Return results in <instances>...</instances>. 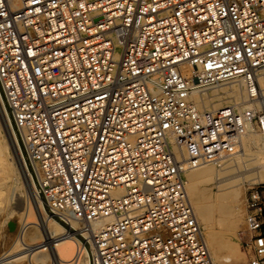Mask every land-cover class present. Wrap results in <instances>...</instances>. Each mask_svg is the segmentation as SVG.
Listing matches in <instances>:
<instances>
[{"label":"built area","instance_id":"built-area-1","mask_svg":"<svg viewBox=\"0 0 264 264\" xmlns=\"http://www.w3.org/2000/svg\"><path fill=\"white\" fill-rule=\"evenodd\" d=\"M241 81L245 108L193 101ZM0 100L72 264H215L184 172L264 134V0H0ZM244 213L264 264V184Z\"/></svg>","mask_w":264,"mask_h":264},{"label":"bare ground","instance_id":"bare-ground-1","mask_svg":"<svg viewBox=\"0 0 264 264\" xmlns=\"http://www.w3.org/2000/svg\"><path fill=\"white\" fill-rule=\"evenodd\" d=\"M245 87L244 81L229 84L215 90L213 94H196L193 101L201 110H209L212 104L219 106L224 100H227L228 104L221 108L237 104L240 108H245ZM174 149L182 155L179 148ZM222 163L224 166L219 169L218 166ZM222 163L205 164L186 169L184 172L188 194L199 222L205 226V237L208 236L206 240L215 264L228 261L227 257L221 255L225 245L217 234V224H221L227 215L231 217L234 226L239 221L237 202L241 196L237 181L240 179L236 178L238 176L225 174L234 168L245 167V164H254L257 175L251 182H264V134L250 128L243 137L240 153ZM252 169L251 167V171ZM248 170H245V175ZM245 178L242 177L243 180ZM212 182L217 185V192L207 194L204 186ZM13 202L15 206H12ZM1 204H4L6 210L2 225H7L18 238L13 243L12 250L10 249L11 252H16L4 257L6 263L1 259L0 264H16L24 260L29 264H72L77 243L72 238H62L65 227L48 213L42 199L35 192L24 169L19 147L0 100ZM1 212L5 211L2 209ZM216 214L219 215L218 218ZM15 217L20 220L15 221ZM9 223H13L14 227H9ZM48 240L51 241L52 248L46 250L41 243Z\"/></svg>","mask_w":264,"mask_h":264},{"label":"rangeland","instance_id":"rangeland-1","mask_svg":"<svg viewBox=\"0 0 264 264\" xmlns=\"http://www.w3.org/2000/svg\"><path fill=\"white\" fill-rule=\"evenodd\" d=\"M221 103L222 104L219 106H215V104H212L209 110L210 111L218 110L222 106L228 104L227 100H224ZM204 110H207V109H204ZM222 166H224V163H222L220 167L218 166V168L221 169L223 168ZM249 167H250L249 169L250 171H251V167L253 168L252 169L253 172L252 171L250 172L247 169ZM245 170H248L250 173L246 171V175H245ZM256 171L257 170L254 169V164H245V167L240 166L239 169L234 168V170L232 169V171L225 174L228 176H231V175L238 176L236 178L240 179L239 181H237V183H239V192L241 196V198H239L240 200L237 202V205H238L237 212L239 215V221L237 225L234 226L232 224L231 217L227 215L225 220L221 224L219 223L217 224V228H216L217 234L219 235L220 239L225 245V249L222 250L221 255L227 257L228 259V261L217 262V264H250L249 258L247 254L245 253V249H244V239L248 235L246 232L244 201H245V195H246L247 189L255 187L256 185H259V184H264V182H251V179H253L257 175ZM241 172L243 174H241ZM237 173L239 175L241 174V176H239ZM242 175L246 177L244 180L242 179L243 177ZM204 188L207 190V194H210V193L214 194L217 192V185L214 182L210 183L209 185L207 184V186H204ZM12 206H15L14 202L12 203ZM0 208H2L3 211H5V212H1L2 209L0 211V260L1 259L3 260L5 259L4 257L9 255V253L11 254V253L16 252V251L11 252V250H12L13 243L18 238V236L15 234L14 231L9 230L7 225L6 226L2 225L3 220L5 218L4 214H6V210L4 209V204H1ZM216 217L218 218L219 215L216 214ZM15 218H16L15 221L20 220L18 217H15ZM202 226L204 225L202 224ZM207 237L208 236H206V238ZM3 261H5V263L7 262L6 260H3ZM16 264H29V263L28 261L24 260Z\"/></svg>","mask_w":264,"mask_h":264},{"label":"water","instance_id":"water-1","mask_svg":"<svg viewBox=\"0 0 264 264\" xmlns=\"http://www.w3.org/2000/svg\"><path fill=\"white\" fill-rule=\"evenodd\" d=\"M9 227L13 228L14 224L13 223H9Z\"/></svg>","mask_w":264,"mask_h":264}]
</instances>
